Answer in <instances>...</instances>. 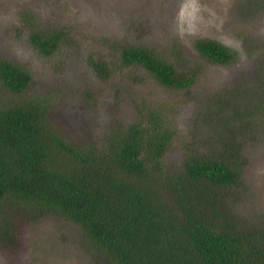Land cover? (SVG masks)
Listing matches in <instances>:
<instances>
[{"label":"rangeland","instance_id":"obj_1","mask_svg":"<svg viewBox=\"0 0 264 264\" xmlns=\"http://www.w3.org/2000/svg\"><path fill=\"white\" fill-rule=\"evenodd\" d=\"M32 26L61 33L52 54L33 49ZM201 38L235 50L236 60L209 62L195 48ZM128 44L153 50L179 73L194 70L192 83L166 87L141 65L124 64ZM0 55L30 71L23 98L47 101L50 123L66 140L91 132L100 141L112 124L160 111L174 130L164 158L175 171L187 156L221 158L228 138L236 139L239 185L226 193L227 208L241 227L262 232L264 0H0ZM90 59L105 62L106 78ZM19 96L0 87L2 102ZM8 215L17 239L0 245V264H115L65 217Z\"/></svg>","mask_w":264,"mask_h":264},{"label":"trees","instance_id":"obj_2","mask_svg":"<svg viewBox=\"0 0 264 264\" xmlns=\"http://www.w3.org/2000/svg\"><path fill=\"white\" fill-rule=\"evenodd\" d=\"M60 37L32 26L28 39L37 53L50 55ZM194 45L211 63L238 56L214 39ZM152 51L124 45L121 59L166 87L192 83L194 70L179 73ZM89 64L102 78L110 72L102 60ZM31 81L28 69L0 55V87L21 98L0 99V245L17 239L8 213L53 214L79 225L115 264H264V229L241 227L225 200L239 185L236 139L228 138L221 158L187 156L170 171L164 155L174 130L162 112L148 109L141 120L114 123L100 141L91 132L66 140L50 123L47 101L23 98Z\"/></svg>","mask_w":264,"mask_h":264}]
</instances>
